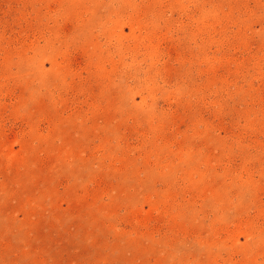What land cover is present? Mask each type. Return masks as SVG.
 I'll list each match as a JSON object with an SVG mask.
<instances>
[{"label": "rangeland", "instance_id": "1", "mask_svg": "<svg viewBox=\"0 0 264 264\" xmlns=\"http://www.w3.org/2000/svg\"><path fill=\"white\" fill-rule=\"evenodd\" d=\"M0 264H264V0H0Z\"/></svg>", "mask_w": 264, "mask_h": 264}]
</instances>
